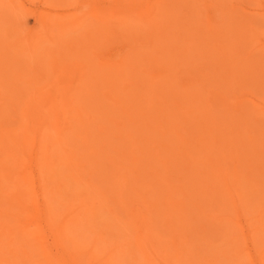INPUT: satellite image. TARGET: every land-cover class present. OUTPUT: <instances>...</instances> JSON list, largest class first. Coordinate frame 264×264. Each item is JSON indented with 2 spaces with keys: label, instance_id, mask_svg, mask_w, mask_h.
I'll return each instance as SVG.
<instances>
[{
  "label": "rangeland",
  "instance_id": "rangeland-1",
  "mask_svg": "<svg viewBox=\"0 0 264 264\" xmlns=\"http://www.w3.org/2000/svg\"><path fill=\"white\" fill-rule=\"evenodd\" d=\"M227 1L230 0H0V10L5 9L6 14L10 16V20L13 21L12 24L14 27L12 26L11 28L14 29L16 25H19L21 23L24 24V27H22L23 32H21L19 35L16 34L17 36H13L10 41H15L18 39V37L22 38L27 34V32L28 36L30 35V37L34 38L30 39L29 42L34 45L36 49H34L33 47L32 55L28 57V55L26 54V57L24 56L26 60H24L29 61V63L31 64L33 63L35 66L31 70L22 72V76H25L26 80L30 79L29 81H31L33 87H37L36 89L42 88L41 96H43V100L41 102L43 108H39L42 110V112L35 115V118H27L30 115L29 110L31 109L30 108L28 111H26V109H28V101L31 97V93L29 94V89H25V94L21 95L19 99H16L13 102L14 106H16L15 113L9 111L10 103H5L6 106L4 105V107L2 106V108H5L6 110L4 109L3 113H0V118H3L0 121V124L1 122H3L0 125V145H2L0 147V164H2L3 162V164L8 163L7 166H9V164L12 166L16 164V168L15 166H13V168H15L16 170L13 169L12 173H14L10 176L12 179L9 177L11 180H1L2 187L5 189V191H7L8 194L10 192L12 193V195L13 192L14 194H16L23 190L25 192H28V194L26 193L28 196L26 195L27 198L25 197V204L29 206H31L30 204H34V206H36L37 208H35V214H32V212L31 214L28 212L23 213L24 211L22 213H18V215L20 214V218L24 219L25 222L23 226H17L16 232H20L21 234H23L22 236H24L25 239L15 238L14 234L12 235L14 238V243L6 248L7 245H5V243L8 240L6 239V236L9 235L8 232H6L7 234L5 233V235L3 233L4 236L0 238V259L2 258V261H4V263L1 264H22V261H25L28 257L30 259L25 262L26 264H37V261L42 263L41 260L43 257H45V259L43 258V260H45L46 264H207L208 261V264H211V262L212 264H264V154H262L263 156H260L261 160H259L258 158L254 159L257 162L259 161V164L257 162H255L254 164L251 162L254 167L249 171L250 174L252 173V175L250 176L253 177L252 179H257L259 181H257V184L256 182L251 181V185H253V182L254 184H256L253 187V189H255L254 191L253 189H251L250 192L247 190L245 198H249L248 200H250L249 202H251V205L248 207L245 206L244 202L246 199L243 198L241 201L239 200V202L238 200L233 201L231 199V201L228 203L229 206L227 208L220 206V209H215L218 208L216 206V203L218 202L217 204L219 205L220 203L221 205V201L223 200L222 198H219L220 196L224 198L225 202L227 197H231L228 193L229 189L224 185L223 181L219 180L222 191L224 192L222 194H216L211 191V188L215 187L214 181H209V179L212 178L213 172L210 171L209 165H206L207 167L205 166V161L199 160V163H197L194 167L191 165L189 166V164L191 163L187 164L188 162H191L192 158L195 159V157L198 155L200 156L201 160L205 159L210 151L207 152L203 150L202 153H200V150L208 143L212 145L216 144L219 145V147H216L214 149L213 158L215 159L216 157H218L215 155H217V153L219 154L220 151H222L225 152L224 156L228 157L227 159H229L227 163L225 162L226 165H224L220 163L219 157L216 158L218 166L221 167V176L226 177L228 174H231V180L233 178H236V176H233V172L235 168L239 166L238 171H243V174L239 173V177L242 178L244 177V174L246 172L245 168H242V166L244 165H242V162L246 163L245 161H247L246 152L249 153V151H253L254 148L258 150L260 144L264 145V79H262L264 78V0ZM166 11L168 15L171 14L170 12H173L175 14V16L172 17L174 20L172 18L169 19V21L167 22V29L165 28L166 33H168V31L169 33L166 34V37H149L148 28L150 26L154 27V25L158 22H162L165 17L163 18V15L161 16V13H164ZM150 15L153 16L151 17ZM194 18L196 19L194 20ZM107 20L110 21V24H112L113 22H119V25L117 24V26H115L113 23V26L117 28L116 30H114L116 33L119 31L120 34L124 35V37L122 35L120 36L119 33L118 35H114L115 33H113L114 37L116 36V39L112 36L99 39L98 45H94V48H91V45H88L89 51L87 50L88 52L84 55L78 56L76 54H70L66 55L65 58V56H58V53L55 52L57 55L51 56V58L48 57L47 60H44V54L47 53V51H56V49L61 50L63 49V47L66 48L68 44L69 48L71 46L75 47V43H78V39H83L81 36L86 34V30L87 32H89L88 30H95L94 28L97 27L94 26L98 25V22H107ZM241 20L243 21V23ZM184 22H187L186 25ZM233 22L235 25L233 24ZM240 22L243 25H241ZM133 25L136 26L134 27ZM168 25L170 26V29H168ZM234 26L236 27L234 28ZM183 27L185 29L187 28L189 31L187 29L185 30ZM238 29L240 30V34L237 33ZM133 30L134 32L135 30H138L136 34H134V39L136 40H134L132 37L131 39H129V42L126 41L128 39H126L125 36H127V34L129 35L130 31H132L133 34ZM165 30L162 31L165 32ZM196 30L197 33H200L199 31L202 30L205 31L207 35H210V42L217 40V42H214V47H217L219 50L223 49V51L227 46H232L230 44H233L235 41H237V39L238 41L239 38L242 39V41L239 42L240 45H238V47H240L238 48L239 50H237V47H235L236 43L238 44V42H235V45L233 44V47H235V49L233 50L236 51L233 53H239L238 55H240L238 56L235 54V61L238 60L237 63L234 62L236 64H232L231 61L230 63L226 62V59V63H223L222 59L220 60V65H218L219 60L215 58L217 57L215 56V54L211 55L213 56L211 59L209 57V59H206V61H200V58L204 56L202 53L204 47H202V49L200 48V46L198 47V40L201 38H198L197 34L196 37L194 36L195 38H193V34L196 32ZM83 32L85 33L83 34ZM146 32L147 35H145ZM174 32L177 34V36ZM234 33L238 34L239 38H237L238 36L236 37L235 35L233 40ZM226 34H228V36ZM171 35H174L175 38L173 36L172 39ZM166 38L172 39L173 42L168 41L171 44H167ZM222 38H226L223 41L224 44H222ZM207 41L208 40H205L204 38L200 44H204L205 46L207 44ZM84 42H88L87 38H84ZM84 42L81 41V43ZM184 42L185 44L187 43V46L184 44ZM177 44H181V47H178ZM172 47L180 48L181 51L177 48L176 49L178 51H173ZM190 49L194 50L192 51V54L188 53L189 55H191V58L195 54H197V59H193L191 61L192 66H190L191 64L189 65V59L186 60L184 57V60L186 61L181 60L183 58L182 56H184L182 54H184V52H188V50ZM171 50L173 51V53H171ZM199 50L201 51V53ZM166 51H168L167 53L169 55H167L166 53L165 57L164 53ZM12 52L14 53L16 51ZM140 53H142V55L144 56L139 55ZM220 53H218L220 56L224 54V52L223 54ZM148 56H150V58L154 59L155 61L151 59L149 63H146V61H148ZM172 56L177 59L173 60ZM19 57H21V55ZM127 57L130 59V61L137 62V65H135L136 67L140 66L142 68L141 70L144 69L145 73H143V71H139L144 74V76H142L144 79L141 77V74H139L140 76L138 75L139 72L135 74L137 71L134 72V75H138V78L134 77L133 74L132 76H130L131 72L133 71L131 69L134 68V66H129L130 63H128L129 60ZM234 58L235 57H233L232 59ZM31 59L35 62H31ZM124 59L127 61L125 62ZM179 59L181 60V63L176 61ZM252 59H255V62L253 61L255 64L252 63ZM122 60L124 62H122ZM174 61L177 63H175ZM242 61L244 62V64ZM249 61H251V63L249 64L250 66L248 65ZM201 62L203 63L199 64ZM240 62H242V64H240ZM182 63L184 66H186L185 68L184 66H181ZM186 63H188V66L185 65ZM9 64L11 65V63ZM9 64L4 63V66L3 64L0 65V69L3 67H8L6 70L3 68L0 71V92L3 91L1 81L6 78V73H8L7 71L11 69ZM224 65L228 66L226 67V69L230 67H235V69L237 68V70L231 71L232 79H227V74H229L228 72L230 71H226ZM123 66L126 68H124ZM136 67L135 70H138ZM207 67L210 70H208L209 72H205V69H207ZM191 68L195 69L196 71L192 70ZM199 68L200 70L203 69L205 74L199 73ZM217 68L221 71V73L218 72ZM39 69L41 70L40 72L36 71ZM44 69L46 73H44ZM239 69L242 71L240 72ZM32 70H35L37 73L43 72L45 76H43L42 73L39 78V74L37 75L35 71V73H32ZM95 70L97 72H100L102 70L101 73L104 72L105 76L98 79L91 78L97 75L94 72ZM119 72L121 74L127 73L128 75H124L122 79H118V81H115V79L114 81H111V79L119 74ZM250 72H252L253 82H251L250 78H248L251 76L246 77V74ZM253 72H255L256 74H253ZM213 73L215 76L213 75ZM107 75L109 77H106ZM244 77L246 78V80L244 79ZM85 78L87 81L85 80ZM80 79H83L84 81ZM102 79L104 80L103 82H101ZM145 79L147 80L145 81ZM142 81H145V83ZM109 82L111 83L109 84ZM238 82L244 83V88H241L242 83L241 85H239ZM249 83L251 84L250 86ZM260 83H263V85H260ZM142 84L144 86L141 89L140 86H142ZM125 85H130L128 91H131V89L133 88V92L131 91V94L129 93V97L126 95L125 99L124 97H118L119 103L116 104V106L115 104L108 102L103 97L104 93H106L107 95L108 93L114 94L116 92L118 96L120 94L122 95V92L120 90ZM165 85L167 88H171V90L169 91H172L169 92L166 88L167 90H164L166 91V96H185L184 106L187 107L189 105V107L184 108L183 106L184 110L189 111L191 110V108L198 109L196 113H190L188 115L189 119H187L188 117H183V115L178 112L179 114L177 113L176 117L173 116V118H170L169 120L167 114L170 116L171 111L174 113L175 111L169 109L170 111L168 112L165 105H162V103L156 104V102H158L157 92H163L161 91V88L162 90L163 88L165 89ZM238 85L240 89L238 88ZM151 91L155 93H153V106L151 111H149L148 116V111L145 110L147 109V104L145 103L146 101L143 99V96L146 94V92ZM6 92L3 91L1 93L0 99L2 96L8 97L6 96L8 95V93ZM88 92H90L89 95ZM97 94L100 97H98ZM44 95L46 97H44ZM41 96L38 97V99L41 98ZM66 97H68L69 99ZM128 99L131 101H129ZM17 100H19V102L21 103L17 102ZM3 101L5 100L3 99L1 103ZM34 103L36 104V102H33L32 107H35ZM51 104L53 105V107ZM69 106L70 108H68ZM106 106H108V108H106L107 110H105ZM198 106L200 108H197ZM101 107L102 111L99 110V108ZM125 107L128 108L124 111H127L128 114H131H129L130 118H132L131 120H133L131 122L128 121L129 119H127V116H124L126 114L122 113V110ZM202 107L205 113L202 112V114H200L198 112L202 110ZM57 108L61 109L57 110ZM94 111L99 112L95 113ZM161 113L162 115H165V120L168 118L166 121L164 120V123H162L164 127L167 125V123L168 125L169 123L171 124L169 133L172 136L167 135V138L166 136L160 138L158 144H162L160 145L161 147L159 146L158 149L152 150V148L156 145H151L148 143L149 139L153 140V137H151L150 135L151 133L148 131L149 128L151 129L156 126L157 123H159L157 114ZM81 114L83 115V117L80 116ZM89 114L92 115L90 116ZM136 115H138L139 121L136 119ZM99 117L100 119H98ZM193 117L197 118L198 121L195 118L193 119ZM54 118L57 120H55ZM81 118L85 121L81 120ZM90 118L92 121L90 120ZM94 118L96 119V121L94 120ZM179 118L180 120H178ZM86 119H88L89 121H86ZM143 119L147 122V124H144L145 121ZM255 119H257L258 121ZM148 120H152L153 122L151 121L148 123ZM33 121H36L37 123ZM87 122L92 125H89ZM155 122L156 124H154ZM34 123H36V126ZM213 123H215L214 128L218 130L215 131L214 129L211 132L212 134H214V136L205 131V127ZM93 124L94 126H96L94 127L95 129L93 128ZM98 125H101L100 128ZM175 126H179L176 129H180L181 131H176V129L174 128ZM250 126L252 128H250ZM39 127L40 131L36 130V128ZM102 128L105 129L103 130ZM188 128H190L191 130H188ZM248 128L250 130H253L246 139L252 138L251 141H253V144L255 145L253 147L246 148L244 151L245 147L237 146L234 143L233 139L234 137H237V133L242 135L244 132L249 131ZM2 129L5 131H3ZM32 129L40 133L36 132V134ZM173 131L176 133L172 134ZM87 132H89V134ZM8 133L14 135V139L12 141L9 140L7 136ZM138 133L142 134L140 135ZM152 133V135L154 136L158 135L154 131ZM229 133L236 134L232 136ZM85 134H88V136L90 137H86L87 135ZM98 134L101 135L98 137ZM75 135L77 139H75ZM131 135L132 138L136 141V146L138 148L140 147V153H142L138 157H136V154L134 155L132 153L133 145L130 144L131 142H129V138L131 137ZM228 135H230V139L227 138ZM108 137H110L109 140H107ZM78 138H83V140H86L87 144H84L82 142V139L80 140ZM114 138H116L117 141ZM17 139L19 140L18 145L15 144V140ZM22 140L23 142H21ZM37 140L40 142V144L37 143ZM236 140L238 139L236 138ZM258 140L260 142H258ZM168 141H170L171 143H168ZM214 141H217L218 143ZM20 142L23 147L21 145L19 146ZM13 143L18 147H15ZM172 143H174V146L177 148L179 146L180 149L178 148L176 152H173L172 149H167L168 151L164 150L166 149L165 147L170 146V144ZM61 145L63 147H61ZM162 147H164V149ZM6 149H11V152L13 149H15L13 150L14 157L11 155V157L6 156V154L2 155L3 150ZM49 150L50 152L53 151L54 154L52 152L50 153ZM182 150L185 151V155L183 153L184 151ZM156 151L157 153L158 151H160L159 154H157ZM44 152L46 153L44 154ZM153 152H155L157 156L159 155V158H157L160 159V162L154 160V158L156 159V157L153 158V156L156 154H153ZM41 153L43 154V157ZM89 153H91L93 157L95 156V158H93ZM235 153H237L238 155H236ZM48 154H53L54 156ZM176 154H178V161L173 158V156H176ZM45 155L48 158H46ZM232 155L237 156V158L232 157V159H230V156ZM13 158L16 160V163ZM76 158H78V160L81 159L82 163L81 161L80 163L84 166V171L82 172L83 174H80L81 176L77 175L78 173L76 170L72 171V168L67 164L69 161L74 162L75 160H77ZM110 158L112 160L109 162ZM196 158L199 159V157ZM145 161H148L147 164ZM164 162L168 163L166 170H163L164 168L162 165L165 164ZM51 163L54 164L52 165ZM142 163H144L145 165ZM152 163H154V165H152ZM17 165H19V167ZM67 166L69 167L67 168ZM86 166L87 169H85ZM142 166L144 168H142L144 170V174H138V177L134 176L135 169L139 170L138 168ZM147 167H153V172H156V174L158 173L157 176L159 175V177L164 179L163 185H159L158 179H150L151 181H149L152 171L148 172ZM50 168L53 169V171ZM205 168L208 169L206 170ZM89 172H96L99 176L100 174H102L103 177L107 175L106 173H108V176L106 177L105 181H102L103 177L98 178L96 174V179H93L94 176L91 179V177L88 176L89 174H91ZM246 173H248V170ZM251 177H249V179ZM125 179L127 180V188L122 191L123 196L121 197L125 200H128V198L130 197L129 200L131 199V201H126V206H128L129 203L131 206L129 205L127 209L122 207L123 205L119 204L120 202L118 201V199H116L117 196H115V194L120 192V190L122 189L118 187L117 183H121L122 180ZM16 181L19 185H17ZM155 183L156 186L152 188ZM16 186L19 187L17 188ZM95 186H97V188ZM244 186L245 184H243L242 189ZM256 186L260 190L257 193H255L258 190ZM92 187L96 189L94 190V188ZM140 191L142 193L144 191H149V193L153 192L156 196L154 195V198H152V195H150L149 197L146 195V193H143V195ZM25 198L21 200H25ZM205 200L207 202H205ZM1 202L3 203L4 199L0 200V204H2ZM148 203L150 205H148ZM162 203H164V205H166V207L168 208L164 210L162 209L163 211L167 210L166 212H169L167 214V217L166 215H162V213H160L162 212L161 209L157 210L156 208L161 207L160 205ZM167 203L169 205H167ZM208 203H211L212 206L209 207V209L206 208ZM10 204L9 206L6 205V207L4 205L3 208L9 209L10 213L19 212L18 209L20 208V205L14 203V201L13 204ZM152 205H154L155 207H153ZM223 205L225 204L223 203ZM17 206H19V208ZM47 206L48 208L46 209ZM68 208L70 210H68ZM142 208V212H144V214H148L151 210L150 214L152 216L150 217L154 218H149L151 219V221L153 220L151 226L149 225L150 227H148L147 225L150 224V220L146 219V221L148 220V222L145 221L147 225V228L145 229L147 230H145L144 236H146L147 240H149L148 242L146 240H139V236L142 234V220L139 217H137L138 219L136 218L135 209L137 210ZM123 209H125V211ZM215 210H218L215 213L216 216L218 215L217 217H220L222 215V219L224 217H228L229 221L227 220V222L224 223H219V221H216L215 223V221L213 220ZM26 211L27 210H25V212ZM201 211H203L204 213L202 212V214ZM69 213L70 215L67 216L66 221H64V234L60 237L57 231L58 225L61 224L63 218L66 216V214ZM181 213L183 214L182 217H185L184 223L187 224V227L190 226L191 228L186 227L182 231L180 230L181 217H178ZM44 214L48 216L46 221H51L46 222V217L44 218ZM32 215H38L39 217L35 216L34 220H32L34 221L33 225H30L31 222L28 224V221H30L29 218L33 217ZM191 216L192 219H190ZM155 217L157 218L156 220H163V218L165 217V220H167V224L168 221L170 223L172 221L171 224H173L175 227L177 226L176 229L178 230H174L172 234L170 232H168V234L166 232L167 229L165 231H161L163 230V228L160 229L161 227H159L161 226V224L154 223V221H156ZM13 220H11L9 224V229H12L15 225H17V221L14 223ZM2 221L4 220L1 217L0 223ZM50 223L51 225H49ZM214 223L216 224V226L219 225L216 230L212 229L213 227H211ZM162 226L164 227L165 225L163 224ZM202 229H204V232L201 231ZM182 232L185 234H183ZM181 233L184 236L187 234L188 237L185 236V238H182L183 236L181 237ZM173 236H176V238H178V243L182 242L183 240L184 242L188 241L185 246L182 245L184 246L182 247V250L184 251L183 256L179 255L180 246H176L175 242L172 241ZM30 238L32 241L29 240ZM28 241L30 242V245L35 246L34 252H36L37 254L40 253L42 257H40L39 255L37 257L36 254L32 252V248L30 249V247L28 246ZM94 242L95 246H93ZM146 242L149 244H147ZM71 243H73V245ZM20 249H23L27 254L24 255L20 253ZM8 250H13V253H11L13 255H8V253L10 252H8ZM187 251L190 254L189 260H187V256L185 257ZM90 252L95 254H92L94 258H89L91 257ZM250 256H252V258H250Z\"/></svg>",
  "mask_w": 264,
  "mask_h": 264
},
{
  "label": "bare ground",
  "instance_id": "bare-ground-1",
  "mask_svg": "<svg viewBox=\"0 0 264 264\" xmlns=\"http://www.w3.org/2000/svg\"><path fill=\"white\" fill-rule=\"evenodd\" d=\"M142 1H144V0H142ZM193 1V0H192ZM231 1V0H230ZM230 1H227V2H230ZM237 1V0H236ZM160 2V1H159ZM190 2V1H189ZM226 2V1H225ZM144 3V2H143ZM187 3V2H186ZM190 4V3H189ZM185 5H187V4H185ZM226 5V4H225ZM230 5V4H229ZM84 6V5H83ZM3 7V6H2ZM192 7H193V5H192ZM228 7V6H227ZM235 8H236V6H235ZM191 9V8H190ZM233 10V9H232ZM92 11V10H91ZM171 14L170 15H168V13H167V11L166 12H164V13H161V16L164 18L163 19V21L162 22H158V23H156L155 25H154V27L153 26H148L149 28V32H148V35H149V37H155V38H157V37H160V36H165L166 37V34H168L169 33V31H168V33H166V30H165V28L167 27V22L169 21V19H171L173 16H175V14L173 13V12H170ZM232 13V12H231ZM229 15H230V13H229ZM232 15V14H231ZM151 16V15H150ZM153 16V15H152ZM151 16V17H152ZM182 17V16H181ZM193 17V16H192ZM227 17V16H226ZM232 18V17H231ZM156 19V18H155ZM173 19V18H172ZM196 18H194V20H195ZM198 19V18H197ZM233 19V18H232ZM231 19V20H232ZM161 20H162V18H161ZM174 20V19H173ZM252 20V19H251ZM171 21V20H170ZM176 21V20H175ZM235 21V20H234ZM242 21V20H241ZM253 21V20H252ZM12 22L13 21H11L10 20V16H8L7 14H6V12H5V9H1L0 10V65L1 64H3V66H4V63H11V65H10V67H11V69L10 70H8L7 72L8 73H6V78L3 80V81H1V86L3 87L2 88V90L3 91H7L6 93H8V95H6V96H8V97H1V99H0V110H2V111H0V113L2 112L3 113V110L5 109V108H2V106L4 107V105L6 106V104L5 103H10V105H9V107H10V110L9 111H11L12 113H15V107L16 106H14V104H13V102L16 100V99H19L20 98V96L21 95H23V94H25V89H29V94L31 93V97H30V99H29V103H28V105H27V108L28 109H26V111H28L30 108V110H29V113H30V115L27 117V118H35V115H37V114H39V113H41L42 112V110L41 109H39V108H43V105H41L42 103V100H43V96H41L42 95V88L41 89H36L35 87H33V85H32V83H31V81H29V80H26V78H25V76L23 77L22 76V72H24V71H27V70H31V69H33V67L35 66L33 63L31 64V63H29V61H25L26 59L24 58V56L27 54L28 55V57L29 56H31L32 55V53H33V47H34V45H32L29 41H30V39H32L33 37H30V35L28 36V32H27V34L26 35H24L22 38H19L18 37V39L17 40H15V41H10L12 38H13V36H17V35H19L21 32H23V28L22 27H24V24H19V25H16L15 26V28L14 29H12L11 27L13 26V24H12ZM15 22V21H14ZM87 22V21H86ZM112 22V21H111ZM155 22H156V20H155ZM228 22V21H227ZM99 24L98 25H96V26H94V27H97V28H94L93 26V28L95 29V30H88L89 32H87V30L85 31L86 32V34H84L85 32H83V36H81L83 39H78V43L76 44L75 43V47L74 46H71L70 48L68 47V45L66 46V48L65 47H63V49H59V50H57L56 49V51H47V53H45L44 54V60H47V58L48 57H50L51 58V56H54V55H57L55 52H57L58 53V56H61V57H63V56H65V58H66V55H70V54H76V55H84L85 53H87L88 51H89V49H88V45H91V48H94V45H98V41H99V39H102V38H106V37H109V36H112V37H114V35H118V33L120 34V32L118 31L117 33L115 32V30L117 29V28H115V26H117V24L119 23V22H117V23H115V22H113L114 23V25L115 26H113V23L112 24H110V21L109 20H107V22H105V21H100V22H98ZM136 23H137V21H136ZM185 23V22H184ZM187 23V22H186ZM186 23H185V25H186ZM194 23V22H193ZM236 23V22H235ZM242 23H243V21H242ZM241 22H240V24L241 25H243ZM135 24V23H134ZM233 24H234V22H233ZM47 25V24H46ZM119 25V24H118ZM174 25V24H173ZM189 25V24H188ZM235 25V24H234ZM134 26V25H133ZM136 26V25H135ZM134 26V27H135ZM169 26V25H168ZM176 26V25H175ZM180 26V25H179ZM237 26V25H236ZM236 26H234V28L236 27ZM240 26V25H239ZM14 27V26H13ZM132 27V26H131ZM178 27V26H177ZM187 27V26H186ZM196 27V26H195ZM230 27H232V26H230ZM92 28V29H93ZM184 28V27H183ZM193 28V27H192ZM30 29V28H29ZM89 29V28H88ZM115 29V30H114ZM119 29V28H118ZM167 29V28H166ZM168 29H170V26L168 27ZM179 29V28H178ZM185 29V28H184ZM183 29V30H184ZM187 29V28H186ZM185 29V30H186ZM196 29V28H195ZM195 29H194V31H195ZM239 29H241V28H239ZM237 30L238 32L237 33H239L240 34V30ZM246 29V28H245ZM10 30H12V31H10ZM28 30V29H27ZM165 30V32H163V31ZM188 30V29H187ZM191 30V29H190ZM199 30V29H198ZM205 30V29H204ZM231 30V29H230ZM249 30V29H248ZM48 31V30H47ZM138 31V30H137ZM136 30H135V32H134V30H133V34H132V31H130V34L128 35L127 34V36H125V38L126 39H128V40H126V41H128L129 42V39H131L132 37H133V39L135 38V36H134V34H136V32H137ZM155 31V32H154ZM189 31V30H188ZM193 31V32H194ZM183 32V31H182ZM187 32V31H186ZM200 33H197V30H196V32L193 34V38H195L196 37V34L198 35V38L200 37L201 39H199L198 40V42H199V44H198V47L200 46V48L202 49V47H204L203 48V57H201L200 58V61L201 60H205L206 61V59H209V57H210V59L213 57V56H211L212 54H215V56H217V57H215V58H217L218 60H219V62H218V65H220V60H222L223 59V63H226V62H229L230 63V61H231V63L232 64H236L237 63V61L238 60H236L235 61V59H236V55H238L237 53H233V52H236L235 50H233V49H235V47H237L236 49L237 50H239L238 48H240V47H238V45H240V43L239 42H241L242 41V39H240L239 38V36H238V34H235L234 33V35H233V40H234V37H235V35H236V37L237 38H239V41H238V39H237V41H235V42H238V44L236 43V46L235 47H233L234 45H235V42L233 43V44H230V45H232V46H227L225 49H224V51H223V49H221V50H219L217 47H214L215 46V44H214V42H217V40H214L213 42H210L211 41V39H210V35H207V33L205 32V31H199ZM226 32H229V31H226ZM248 32V31H247ZM113 33H115L114 35H113ZM175 33V32H174ZM180 33V32H179ZM178 33V34H179ZM188 33V32H187ZM17 34V35H16ZM173 34V33H172ZM176 34V33H175ZM191 34V33H190ZM215 34V33H214ZM220 34H221V32H220ZM225 34V33H224ZM40 35V34H39ZM122 34H120V36H121ZM133 35V36H132ZM145 35H147V32H146V34ZM150 35H152V36H150ZM216 35V34H215ZM222 35H223V33H222ZM227 36H228V34H226ZM230 35V34H229ZM123 37H124V35H122ZM172 36V35H171ZM174 36V35H173ZM173 36H172V39H173ZM176 36H177V34H176ZM195 36V37H194ZM219 36V35H218ZM116 37V36H115ZM114 37V38H115ZM209 37V38H208ZM232 37V36H231ZM247 37V36H246ZM42 38V37H41ZM84 38H87V40H88V42H84ZM119 38V37H118ZM174 38H175V36H174ZM197 38V39H198ZM205 38V40H208L206 43V45L204 46V44H200L202 41H203V39ZM34 39V38H33ZM116 39V38H115ZM167 39V38H166ZM172 39H170V38H168L167 39V44L169 43V42H173V40ZM182 39V38H181ZM197 39H196V41H197ZM226 39V38H225ZM225 39H223L222 38V42L225 40ZM134 40H136V39H134ZM172 40V41H171ZM176 40V39H175ZM183 40V39H182ZM186 40V39H185ZM230 40H231V38H230ZM35 41H36V39H35ZM38 41V40H37ZM81 41L82 42H84V43H81ZM125 41V40H124ZM169 41V42H168ZM33 42V41H32ZM75 42V41H74ZM135 42V41H134ZM209 42V43H208ZM220 42V41H219ZM226 42V41H225ZM243 42H244V39H243ZM51 43V42H50ZM125 43V42H124ZM175 43V42H174ZM176 43H178V42H176ZM195 43V42H194ZM249 43V42H248ZM169 44H171V43H169ZM184 44H185V42H184ZM197 44V43H196ZM222 44H224V42L222 43ZM54 45V44H53ZM176 45V44H175ZM175 45H173V46H175ZM181 44H177V46L179 47ZM186 46H187V43L185 44ZM184 45V46H185ZM226 45V44H225ZM55 46V45H54ZM53 46V47H54ZM64 46V45H63ZM93 46V47H92ZM183 46V45H182ZM58 47V46H57ZM68 47V48H67ZM151 47V46H150ZM168 47H170V46H168ZM181 47V46H180ZM219 47H220V44H219ZM90 48V49H91ZM177 47H172V50L173 51H178L177 49H180V48H177ZM214 48V49H213ZM34 49H36V47H34ZM54 49V48H53ZM52 49V50H53ZM212 49H213V51H212ZM226 49H227V53H226ZM50 50V49H49ZM88 50V51H87ZM134 50V49H133ZM157 50V49H156ZM168 50H169V48H168ZM171 50V51H172ZM229 50H230V52H229ZM232 50V51H231ZM12 51H16V52H12ZM135 51V50H134ZM133 51V52H134ZM173 51L171 52V53H173ZM180 51H181V49H180ZM179 51V52H180ZM192 51H194L193 49H190V50H188V52H184V54H182V52H181V54L182 55H184V56H182V57H180V58H182L181 60H184V57H185V59L186 60H190V63H189V65L191 64V61L193 60V59H197V54H195L192 58H191V55H189L188 53H191L192 54ZM200 51V50H199ZM218 51H220V52H218ZM224 52V54H223V52ZM241 51V50H240ZM240 51H238V52H240ZM132 52V53H133ZM135 52H137V51H135ZM168 51H166L165 53H164V56H165V54L167 53ZM138 53V52H137ZM186 53V54H185ZM200 53H201V51H200ZM218 53H220V54H223V55H219ZM231 53H232V55H231ZM244 53V52H243ZM91 54V53H90ZM162 54V53H161ZM161 54H160V56H161ZM216 54H218V55H216ZM236 54V55H235ZM21 55V57H19ZM23 55V56H22ZM130 55H132V54H130ZM139 55H142V53H140ZM167 55H169L168 53H167ZM171 55V54H170ZM180 55V54H179ZM187 55V56H186ZM190 56V58H189V56ZM142 56H144V55H142ZM201 56V55H200ZM238 56H240V55H238ZM237 56V57H238ZM26 57V56H25ZM92 57H93V55H92ZM133 57V56H132ZM141 57V56H140ZM158 57V56H157ZM156 57V58H157ZM166 57V56H165ZM187 57V58H186ZM208 57V58H207ZM222 57V58H221ZM233 57H235L234 59H232ZM69 58V57H68ZM128 58V57H127ZM172 58H173V60H175V59H177V58H174L173 56H172ZM245 58V57H244ZM25 59V60H24ZM62 59V58H61ZM152 58H150V56H148V61H146V63L148 62L149 63V61L151 60ZM225 59H226V62H225ZM229 59V60H228ZM125 60V59H124ZM128 63H130L129 64V66H134V68H132L131 70H133L132 72H131V75L130 76H132V74H133V76L134 77H137L139 74H141V77L142 76H144V74L143 73H145V71H144V69L143 70H141L142 68L140 67V66H135V65H137L136 63V61H134V62H132V61H130V59L128 58ZM146 60H147V58H146ZM153 61H155L154 59H152ZM172 60V61H173ZM180 59L179 60H176V61H178L179 63H181L180 61H181ZM186 60H184V61H186ZM260 60V59H259ZM31 62H35V61H33L32 59L30 60ZM39 61V60H38ZM43 61V60H42ZM127 60H125V62H126ZM255 62V59H252V63H254ZM122 62H124L123 60H122ZM175 62V61H174ZM174 62H171V63H174ZM198 62V61H197ZM208 62V61H207ZM212 62V61H211ZM216 62V61H215ZM234 62H236V63H234ZM243 62V61H242ZM242 62H240V64H242ZM37 63V62H36ZM175 63H177V62H175ZM203 62H201V63H199V64H202ZM251 63V61H249L248 62V65ZM45 64V63H44ZM124 64V63H123ZM145 64V63H144ZM188 63H186L185 65H187ZM206 64V63H205ZM243 64H244V62H243ZM255 64V63H254ZM43 65V64H42ZM197 65V64H196ZM195 65V66H196ZM216 65V64H215ZM217 65V66H218ZM122 66V65H121ZM120 66V67H121ZM145 66V65H144ZM143 66V67H144ZM182 67L184 66L183 65V63H182V65H181ZM188 66V65H187ZM190 66H192V64L190 65ZM194 66V67H195ZM199 66V65H198ZM221 66H222V64H221ZM225 66V65H224ZM244 66H246V65H244ZM250 66V65H249ZM253 66V65H252ZM257 66V65H256ZM2 67V66H1ZM9 67V68H10ZM32 67V68H31ZM42 67V66H41ZM44 67V66H43ZM91 67H92V65H91ZM124 67V66H123ZM135 67L138 69V70H135ZM140 67V68H139ZM146 67V66H145ZM144 67V68H145ZM186 66H184V68H185ZM197 67V66H196ZM195 67V68H196ZM219 67V66H218ZM226 67H228L227 65L225 66V70L226 71H230V72H228L229 74H227L228 76V78L227 79H232V77H231V71H233V70H237V68L235 69V67H230V68H228V69H226ZM5 70L8 68V67H3ZM3 68H1V69H3ZM96 68V67H95ZM101 68V67H100ZM124 68H126V67H124ZM183 68V69H184ZM1 69H0V71H1ZM46 69V68H45ZM45 69H44V73H46V71H45ZM106 69V68H105ZM192 69V68H191ZM218 69V68H217ZM230 69V70H229ZM103 70V69H102ZM101 70V71H102ZM124 70V69H123ZM130 70V71H131ZM192 70H195V69H192ZM202 70V71H201ZM200 70V68L198 69V71H199V73H204V70L203 69H201ZM209 69H208V67H207V69H205V72L207 71V72H209L208 71ZM216 70V69H215ZM214 70V71H215ZM4 71V70H3ZM35 70H32L31 72L32 73H35L36 71H41L40 69L39 70H36L35 72H34ZM43 71V70H42ZM101 71L100 72H97L96 70L94 71L95 72V74H97L96 76H93V77H91V78H93V79H98V78H102L103 76H105V73L104 72H102L101 73ZM128 71V70H127ZM135 71H137L135 74H137L139 71H143V73H141V72H139L138 73V75L137 76H135L134 75V72ZM148 71V70H147ZM150 71V70H149ZM196 71V70H195ZM239 71L241 72L242 70H240L239 69ZM37 73V75L39 74V78H40V75L43 73ZM123 72V71H122ZM190 72V71H189ZM218 72L219 73H221V71L218 69ZM259 72V71H258ZM44 73L42 74L43 76H45L44 75ZM109 73H110V71H109ZM118 73V72H117ZM124 73V72H123ZM245 73V72H244ZM2 74V73H1ZM90 74H92V73H90ZM94 74V75H95ZM127 73H125V74H121L120 72H119V74H117L113 79H111V81L113 80L114 81V79H115V81H118V79H122V77L124 76V75H126ZM205 74V73H204ZM208 74V73H207ZM222 74H223V71H222ZM232 74H233V72H232ZM237 74V73H236ZM247 74H249V75H247ZM246 74V77H248V76H251V77H248V78H250V80H251V82H253V80H252V72H250V73H247ZM253 74H256L255 72H253ZM113 75V74H112ZM128 75V74H127ZM213 75H214V73H213ZM219 75V74H218ZM217 75V76H218ZM129 76V77H130ZM140 76V75H139ZM202 76V75H201ZM215 76V75H214ZM220 76V75H219ZM230 76V77H229ZM83 77V76H82ZM87 77V76H86ZM106 77H109L108 75L106 76ZM113 77V76H112ZM128 77V78H129ZM140 77V78H141ZM203 77H206V76H203ZM221 77V76H220ZM219 77V78H220ZM225 77V76H224ZM240 77V76H239ZM242 77V76H241ZM38 78V77H37ZM42 78V77H41ZM138 78V77H137ZM143 78V77H142ZM92 79V80H93ZM144 79V78H143ZM209 79V78H208ZM244 79L246 80V78L244 77ZM262 79H264V78H262ZM41 80V79H40ZM80 80H83V79H80ZM85 80H86V78H85ZM89 80V79H88ZM107 80V79H106ZM106 80H105V82H106ZM126 80H128V79H126ZM147 79H145V81H146ZM202 80V79H201ZM222 80V79H221ZM234 80V79H233ZM237 80V79H236ZM259 80H261V79H259ZM84 81V80H83ZM87 81V80H86ZM90 81V80H89ZM96 81V80H95ZM104 80L102 79V81L101 82H103ZM145 81H142V82H144L145 83ZM206 81V80H205ZM213 81V80H212ZM212 81H211V83H212ZM225 81V80H224ZM223 81V82H224ZM141 82V83H142ZM147 82H149V81H147ZM198 82V81H197ZM246 82V81H245ZM111 82H109V84H110ZM143 83V84H144ZM236 83V82H235ZM239 83V85H241V83L242 82H238ZM237 83V84H238ZM91 84V83H90ZM89 84V85H90ZM97 84H99V83H97ZM142 84V86H140V88L142 89V87L144 86ZM148 84V83H147ZM263 85V83H260V85ZM27 85V86H26ZM92 85H93V83H92ZM104 85V84H103ZM131 85V84H130ZM130 85H125V86H123V88L120 90L121 92H122V95L120 94L119 96L116 94V92L113 94V93H108L107 95H106V93H104L103 94V97L108 101V102H111L112 104H115V106H116V104H118L119 102H118V97H121V98H123L124 97V99H125V96L127 95L128 97L130 96L129 95V93L131 94V91H132V89H131V91L129 90L128 91V88L130 87ZM136 85V84H135ZM138 85H140V84H138ZM137 85V86H138ZM224 85V84H223ZM239 85H238V88H239ZM251 84L249 83V86H250ZM99 86H101V85H99ZM145 86H146V84H145ZM168 86V85H167ZM205 86V85H204ZM244 83H242V86H241V88H244ZM248 86V85H247ZM246 86V87H247ZM258 86V85H257ZM94 87V86H93ZM97 87V86H96ZM203 87V86H202ZM235 87V86H234ZM65 88V87H64ZM103 88H105V87H103ZM138 88H139V86H138ZM139 88V89H140ZM154 88V87H153ZM153 88H151V89H153ZM166 87V85H165V89L163 88V90H162V88H161V91H163V92H157V94H158V97H157V101L158 102H156V104L157 103H159V104H161L162 103V105H165V107L167 108L166 110H168V112L170 111V110H173V111H175V113L174 112H172L171 111V115L169 116L168 114H167V117L169 118V120H170V118H173V116L174 117H176V115H177V113L179 112V113H181V115H183V117H185L186 116V118L188 117V115L191 113V114H195L196 113V111L198 110V109H194V108H191V110H184V108H188L189 107V105L186 107V106H184V103H185V100H184V98H185V96H182V95H178V96H176V95H171V96H166V91H164V90H167L168 89V91L169 90H171V88H167ZM173 88V87H172ZM237 88V87H236ZM101 89V88H100ZM151 89H149V90H151ZM174 89V88H173ZM201 89V88H200ZM240 89V88H239ZM156 90H158V89H156ZM202 90H204V89H202ZM2 91V92H3ZM27 91V90H26ZM148 91V90H147ZM232 91V90H231ZM239 91V90H238ZM2 92H0V95H1V93ZM49 92V91H48ZM55 92V91H54ZM133 92V91H132ZM169 92H172V91H169ZM89 93L90 92H88V95H89ZM118 93H119V91H118ZM135 93V92H134ZM143 93V92H142ZM153 93H155V92H146V94L143 96V99L146 101L145 103L147 104V109H145V110H147L148 111V116H149V111H151V109H152V106H153ZM47 94H49V93H47ZM177 94H179V93H177ZM46 95V94H45ZM44 95V97H46ZM93 95V94H92ZM98 95V94H97ZM105 95V96H104ZM193 95V94H192ZM204 95V94H203ZM41 96V98H39L38 99V97H40ZM51 96V95H50ZM91 96V95H90ZM138 96V95H137ZM187 96V95H186ZM194 96V95H193ZM192 96V97H193ZM263 96V95H262ZM65 97V96H64ZM95 97V96H94ZM98 97H100L99 95H98ZM98 97H97V99H98ZM132 97V96H131ZM134 97V96H133ZM191 97V98H192ZM195 97V96H194ZM5 100V101H3L2 103H1V101L3 100V99ZM59 98V97H58ZM66 98H68V97H66ZM188 98V97H187ZM186 98V99H187ZM23 99V98H22ZM21 99V100H22ZM37 99H38V101H37ZM41 99V100H40ZM46 99V98H45ZM69 99V98H68ZM102 99V98H101ZM110 99H113V100H110ZM130 99V98H129ZM128 99V100H129ZM137 99V98H136ZM182 99V100H181ZM24 100V99H23ZM100 100V99H99ZM48 101V100H47ZM129 101H131V100H129ZM189 101V100H188ZM203 101V100H202ZM17 102H19V100H17ZM33 102H36V104L34 103V106L35 107H32V103ZM37 102H38V104H37ZM57 102V101H56ZM60 102V101H59ZM133 102V101H132ZM196 102V101H195ZM198 102V101H197ZM19 103H21V102H19ZM126 103H128V102H126ZM131 103V102H130ZM192 103V102H191ZM198 104H200V103H198ZM52 105V104H51ZM62 105H63V103H62ZM61 105V106H62ZM70 105V104H69ZM126 105V104H125ZM122 106V105H121ZM183 106H184V108H183ZM199 106H201V105H199ZM197 107V108H200V107ZM52 107H53V105H52ZM123 107V106H122ZM191 107V106H190ZM193 107H194V105H193ZM196 107V106H195ZM204 107V106H203ZM203 107H202V110L200 111V112H198V113H200V114H202V112H204V109H203ZM7 108V107H6ZM66 108V107H65ZM68 108H70V106L68 107ZM67 108V109H68ZM106 108H108V106H106L105 107V110H107ZM126 108V109H125ZM125 108H123V110H122V113L123 114H126V115H124V116H127L126 118L127 119H129L128 121L129 122H131V121H133V120H131L132 118H130V115L127 113V111H124V110H127V108L128 107H125ZM59 109H61V108H59ZM58 108H57V110H59ZM102 109V107L101 108H99V110H101ZM130 109V108H129ZM170 109V110H169ZM6 110V109H5ZM95 110V109H94ZM97 110V109H96ZM131 110V109H130ZM200 110V109H199ZM66 111V110H65ZM83 111V110H82ZM102 111V110H101ZM100 111V112H101ZM132 111H133V109H132ZM158 111V110H157ZM195 111V112H194ZM46 112V111H45ZM44 112V113H45ZM58 112V111H57ZM95 112V111H94ZM96 112H99V111H96ZM95 112V113H96ZM130 112V111H129ZM163 112V111H162ZM182 112H185V113H182ZM210 112V111H209ZM51 113V112H50ZM83 113V112H82ZM132 113V112H131ZM152 113H154V112H152ZM165 113V112H164ZM178 113V114H179ZM197 113V114H198ZM205 113V112H204ZM233 113V112H232ZM11 114V113H10ZM147 114H145V115H147ZM5 115V114H4ZM58 115V114H57ZM90 115V114H89ZM92 115V114H91ZM90 115V116H91ZM151 115V114H150ZM158 115V119H159V123H157L156 124V122L154 123V124H156V126H154L153 128H149V131L148 132H150L151 134V137H153V140L152 139H149V141H148V143L149 144H151V145H156V146H154L153 148H152V150H156V149H158L159 148V146L160 145H162V144H158L159 143V140H160V138H162V137H164V136H166V138H167V135H170V136H172L170 133H169V129H170V127H171V124L169 123V125H168V123H167V125L164 127V125L162 124V123H164V120H165V115L163 114L162 115V113L161 114H157ZM180 115V116H181ZM237 115V114H236ZM1 116H2V114H1ZM6 116H7V114H6ZM14 116H16V115H14ZM80 116H82L83 117V115L81 114ZM124 116H122V117H124ZM137 116V120H138V115H136ZM142 116V115H141ZM152 116V115H151ZM218 116V115H217ZM55 117V116H54ZM63 117V116H62ZM87 117V116H86ZM93 117V116H92ZM103 117H104V115H103ZM131 117H133V116H131ZM154 117V116H153ZM155 117H156V115H155ZM195 117H197V116H195ZM195 117H193V119L195 118ZM203 117V116H202ZM237 117V116H236ZM235 117V118H236ZM5 118V117H4ZM19 118V117H18ZM24 118V117H23ZM48 118V117H47ZM56 118V117H55ZM54 118V119H55ZM80 118V117H79ZM167 118V119H168ZM206 118V117H205ZM240 118V117H239ZM1 119H3V118H0V121H1ZM98 119H100V117L98 118ZM166 119V120H167ZM176 119V118H175ZM187 119H189V117L187 118ZM195 119H197V118H195ZM201 119V118H200ZM11 120H12V118H11ZM34 120V119H33ZM40 120V119H39ZM38 120V121H39ZM55 120H57V119H55ZM81 120H83V121H85L84 119H82L81 118ZM80 120V121H81ZM88 119H86V121H87ZM90 120H91V118H90ZM94 120L96 121V119L94 118ZM121 120V119H120ZM126 120V119H125ZM125 120H124V122H125ZM144 120V119H143ZM155 120V119H154ZM157 120V119H156ZM165 120V121H166ZM178 120H180V118L178 119ZM216 120V119H215ZM255 120H257V119H255ZM255 120H254V122H255ZM14 121V120H13ZM44 121V120H43ZM89 121V120H88ZM92 121V120H91ZM127 121V120H126ZM139 121V120H138ZM145 121V120H144ZM152 121V120H151ZM151 121H149L148 120V123L149 122H151ZM184 121V120H183ZM197 121H198V119H197ZM201 121V120H200ZM224 121V120H223ZM258 121V120H257ZM33 122H36V121H33ZM153 122V121H152ZM185 122V121H184ZM189 122V121H188ZM217 122V121H216ZM261 122H262V120H261ZM3 122H1V124H2ZM9 123V122H8ZM11 123V122H10ZM13 123V122H12ZM37 123V122H36ZM36 123H34L35 124V126H36ZM88 123V122H87ZM97 123V122H96ZM140 123V122H139ZM141 123H142V121H141ZM172 123V122H171ZM183 123V122H182ZM186 123H187V121H186ZM185 123V124H186ZM0 124V125H1ZM5 124V123H4ZM26 124V123H25ZM34 124H33V126H34ZM84 124V123H83ZM86 124V123H85ZM89 124V123H88ZM118 124H120V123H118ZM144 124H147V122L145 121L144 122ZM152 124V123H151ZM194 124V123H193ZM214 124L215 123H213V124H210V125H208V126H206L205 127V131L206 132H209L210 133V135H212V136H214V134H212L211 132L215 129L214 127ZM216 124H218V123H216ZM13 125V124H12ZM37 125H39V124H37ZM89 125H92V124H89ZM114 125V124H113ZM138 125V124H137ZM234 125V124H233ZM241 125H242V123H241ZM252 125V124H251ZM2 126H4V125H2ZM87 126V125H86ZM99 126V125H98ZM101 126V125H100ZM100 126H99V128H100ZM116 126V125H115ZM118 126V125H117ZM143 126V125H142ZM141 126V127H142ZM239 126V125H238ZM1 127V126H0ZM94 127H96V126H94V124H93V128ZM151 127V126H150ZM179 127V126H178ZM178 127H174L175 129L176 128H178ZM249 127V126H248ZM31 128H32V126H31ZM98 128V127H97ZM129 128V127H128ZM174 128H173V130H174ZM250 128H252L251 126H250ZM92 129V128H91ZM95 129V128H94ZM93 129V130H94ZM103 130L105 129V128H102ZM138 129V128H137ZM142 129V128H141ZM249 129V128H248ZM3 130V129H2ZM25 130H27V129H25ZM33 130V129H32ZM36 130H39L40 131V127L39 128H36ZM52 130V129H51ZM70 130V129H69ZM89 130V129H88ZM181 131L180 129H176V131ZM188 130H191L190 128H188ZM194 130V129H193ZM226 130V129H225ZM253 130V129H252ZM252 130H250L249 129V131H246V132H244L242 135H244V136H242L241 134H238L237 133V137H234V139H233V141H234V143L237 145V146H241V147H245L244 148V151H245V149L246 148H250V147H253L255 144H253V141H251V139H246V138H248V136L250 135V133H251V131ZM1 131V130H0ZM3 131H5V130H3ZM8 131V130H7ZM6 131V132H7ZM33 131H35V130H33ZM42 131V130H41ZM86 131V130H85ZM100 131V130H99ZM110 131V130H109ZM156 132L158 135H156V136H154V135H152L153 133L152 132ZM215 131H218L217 129H215ZM229 131V130H228ZM40 133V132H38V131H35V133ZM50 132V131H49ZM90 132V131H89ZM89 132H87L88 134H89ZM103 132V131H102ZM136 132V131H135ZM140 132V131H139ZM222 132V131H221ZM5 133V132H4ZM21 133H22V131H21ZM36 133V134H37ZM70 133V132H69ZM81 133V132H80ZM98 133V132H97ZM99 133H101V132H99ZM104 133V132H103ZM103 133H101V134H103ZM144 133V132H143ZM175 134L176 132H172V134ZM187 133H188V131H187ZM209 133H207V134H209ZM214 133V132H213ZM31 134V133H30ZM59 134V133H58ZM76 134V133H75ZM88 134H85V135H87L86 137H90V136H88ZM101 134H98V137L101 135ZM116 134V133H115ZM138 134H140V133H138ZM142 134V133H141ZM140 134V135H141ZM192 134H193V132H192ZM224 134V133H223ZM230 134V133H229ZM236 133H234V134H230V135H232V136H234ZM21 135H23V134H21ZM41 135V134H40ZM74 135V134H73ZM186 135V134H185ZM189 135V134H188ZM221 135V134H220ZM230 135H228L227 136V138H229L230 139ZM6 136V135H5ZM7 136H8V138H9V140L10 141H12L14 138H13V136L14 135H11V133L9 134H7ZM45 136V135H44ZM50 136V135H49ZM71 136H72V134H71ZM77 136H80V135H77ZM176 136V135H175ZM195 136V135H194ZM224 136H225V134H224ZM231 136V137H232ZM107 137V136H106ZM130 137V136H129ZM137 137H139V136H137ZM136 137V138H137ZM142 137V136H141ZM174 137V136H173ZM181 137H182V135H181ZM184 137V136H183ZM197 137V136H196ZM226 137V136H225ZM16 138V137H15ZM26 138V137H25ZM109 138L110 137H108V139L107 140H109ZM236 138L238 139V140H236ZM75 139H77L76 138V135H75ZM78 139H82V142L85 144L86 143V140H83V138H78ZM87 139V138H86ZM92 139V138H91ZM99 139V138H98ZM106 139V138H105ZM115 140H116V138H114ZM113 139V140H114ZM182 139V138H181ZM214 139V138H213ZM34 140V139H33ZM39 140V139H38ZM37 140V141H38ZM62 140V139H61ZM101 140H102V138H101ZM112 140V139H111ZM184 140V139H183ZM188 140V139H187ZM191 140V139H190ZM200 140V139H199ZM245 140H248V141H245ZM261 140V139H260ZM8 141V140H7ZM117 141V140H116ZM162 141V140H161ZM164 141V140H163ZM18 142H19V140L17 139V140H15V144L16 145H18ZM21 142H23V140L21 141ZM21 142L19 143V146L21 145ZM26 142V141H25ZM79 142V141H78ZM78 142H76V143H78ZM129 142H131L130 144H132L133 146V150H132V153L135 155L136 154V157H138V156H140V154H142V153H140V147L138 148L137 146H136V141H135V139H133L132 138V135H131V137L129 138ZM167 142V141H166ZM214 142H217V141H214ZM244 142V143H243ZM246 142V143H245ZM258 142H260L259 140H258ZM37 143H39L40 144V142L38 141ZM36 143V144H37ZM56 143V142H55ZM59 143V142H58ZM162 143V142H161ZM168 143H171L170 141H168ZM218 143V142H217ZM23 144V143H22ZM52 144V143H51ZM82 144V143H81ZM87 144V143H86ZM164 144V143H163ZM177 144V143H176ZM224 144V143H223ZM231 144V143H230ZM13 145H14V143H13ZM16 145H14L15 147H18V146H16ZM29 145V144H28ZM30 145H32V144H30ZM158 145V146H157ZM179 145V144H178ZM2 145H0V147H1ZM22 147H23V145H21ZM24 146H25V144H24ZM37 146V145H36ZM46 146H48V145H46ZM50 146V145H49ZM59 146V145H58ZM88 146V145H87ZM96 146V145H95ZM99 146V145H98ZM118 146V145H117ZM226 146V145H225ZM260 147H263V148H260V147H258L259 149L257 150V149H255L254 148V150L253 151H249V153L248 152H246L247 153V161H245L246 163H244V162H242V168H245V171L247 172V170H248V173H246L245 172V174H244V177H242V178H240L239 177V173H242L243 174V171L241 170V171H238V168H239V166L238 167H236L235 168V170H234V172H233V176L235 177L236 176V178H233L232 180H231V178H230V176H231V174H226L225 176L226 177H224V176H221L222 175V173H221V167H219L218 166V164H217V161H216V158H218L219 157V159H220V163H222V164H224V165H226V163H227V161L229 160V159H227L228 157H226V156H224V154H225V152H222V151H220V153L218 154L217 153V155H215V156H218V157H216L215 159L213 158L214 156V149L216 148V147H219V145H212V144H207L206 146H203V148L200 150V153H202V151L203 150H205V151H210V153L208 154V156L207 157H205V159H203V160H201V158H200V156L198 155V156H196V157H199V159H197L196 157H195V159H191V162H186L187 164H189V163H191V164H189V166L191 165V166H195L197 163H199V160L200 161H205L206 163H205V166L206 165H209V167H210V171L211 172H213L212 174V178L211 179H209V181L211 180V181H214V185H215V187H213V188H211V191L213 192V193H216V194H222L224 191H222V188H221V184H220V182H219V180H221V181H223V183H224V185L229 189H227L229 192V195L231 196L230 198H226V202L224 201V198L223 197H219V198H222L223 200L221 201V205H220V203H219V205L216 203V206L218 207V208H215V209H220V206L221 207H225V208H227L229 205H228V203L231 201V199L233 200V201H237L238 200V202H239V200L241 201L243 198H245V195H246V193H247V190L250 192V190L251 189H253V187L257 184V181H259V180H254V179H252L253 177H251L250 175H252V173L250 174V170L254 167V165H252V163L254 164L255 162H257L256 160H254L255 158H258L259 160H261L260 159V156L262 155V154H264V145H262V144H260L259 145ZM39 147V146H38ZM42 147V146H41ZM60 147V146H59ZM61 147H63L62 145H61ZM80 147H81V145H80ZM147 147H148V144H147ZM161 147V146H160ZM191 147V146H190ZM48 148V147H47ZM47 148H46V150H47ZM163 149H164V147H162ZM166 149H164V150H166V151H168L169 149H172V151L173 152H176L177 150H178V148H179V146H178V148L177 147H175L174 146V143H172V144H170V146H168V147H165ZM199 148V147H198ZM37 149V148H36ZM40 149V148H39ZM86 149V148H85ZM168 149V150H167ZM180 149V148H179ZM181 149H182V147H181ZM184 149V148H183ZM190 149V148H189ZM11 150V149H10ZM10 150H8V149H6V150H3V152H2V155H5L6 154V156H13V150H15V149H13L12 150V152L10 151ZM41 150V149H40ZM40 150H39V152H40ZM52 150V149H51ZM96 150V149H95ZM100 150V149H99ZM143 150V149H142ZM236 150V149H235ZM260 150V151H259ZM85 151H87V150H85ZM84 151V152H85ZM89 151V150H88ZM137 151V152H136ZM146 151V150H145ZM181 151V150H180ZM182 151H184V150H182ZM191 151V150H190ZM238 151V150H237ZM47 152V151H46ZM46 152H44V154L46 153ZM49 152H50V150H49ZM52 153H53V151H51ZM50 152V153H51ZM95 152V151H94ZM114 152V151H113ZM159 152L160 151H158V153H157V151H156V153L157 154H159ZM187 152V151H186ZM261 152V153H260ZM21 153V152H20ZM38 153V152H37ZM96 153V152H95ZM94 153V154H95ZM146 153V152H145ZM155 152H153V154H156ZM182 153V152H181ZM184 153V155L186 154L185 153V151L183 152ZM40 154V153H39ZM42 154V153H41ZM54 154V153H53ZM52 154V155H53ZM90 155H92L93 154V151H92V154L91 153H89ZM116 154V153H115ZM157 154L156 155H154L153 156V158L154 157H156V159L154 158V160H156L157 162H160V159H158L159 157V155L157 156ZM236 155H238L237 153H235ZM14 155H16V154H14ZM48 155H51V154H48ZM51 155V156H52ZM58 155V154H57ZM65 155V154H64ZM87 155H88V153H87ZM161 155V154H160ZM180 155V154H179ZM184 155H183V157H184ZM195 155H197V154H195ZM230 155V154H229ZM10 156V157H11ZM41 156V155H40ZM46 156V155H45ZM44 156V157H45ZM51 156H49V157H51ZM54 156V155H53ZM60 156V155H59ZM81 156V155H80ZM86 156V155H85ZM175 156V155H174ZM173 156V158H175V160L176 161H178V154H176V156L174 157ZM181 156V155H180ZM187 156V155H186ZM206 156V155H205ZM263 156V155H262ZM14 157V156H13ZM18 157V156H17ZM39 157V156H38ZM42 157H43V154H42ZM79 157V156H78ZM91 157V156H90ZM92 157H93V155H92ZM143 157V156H142ZM158 157V158H157ZM161 157V156H160ZM191 157V156H190ZM232 157H235V158H237V156H235V155H232V156H230V159H232ZM46 158H48L47 156H46ZM69 158V157H68ZM81 158V157H80ZM89 158V157H88ZM93 158H95V156L93 157ZM116 158V157H115ZM145 158V157H144ZM203 158V157H202ZM240 158V157H239ZM11 159V158H10ZM49 159H51V158H49ZM63 159V158H62ZM74 159V158H73ZM77 160H75L73 163L72 162H68L67 164L72 168V171H74V170H76L77 171V175L79 176L80 174H83L82 172L84 171V166H83V164H81L82 163V160L80 159V160H78V158H76ZM83 159V158H82ZM135 159V158H134ZM171 159V158H170ZM185 159V158H184ZM234 159V158H233ZM13 160L15 161V163H16V160L13 158ZM52 160H53V158H52ZM68 160H70V159H68ZM100 160V159H99ZM112 159L110 158V160H109V162L111 161ZM162 160V159H161ZM239 160V159H238ZM244 160H245V158H244ZM253 160H254V162H253ZM263 160V159H262ZM11 161V160H10ZM45 161V160H44ZM46 161H47V159H46ZM54 161H55V159H54ZM80 161H81V163H80ZM84 161V160H83ZM167 161V160H166ZM186 161V160H185ZM234 161V160H233ZM240 161H241V159H240ZM102 162V161H101ZM146 162V161H145ZM148 162V161H147ZM147 162H146V164H147ZM150 162H151V160H150ZM153 162V161H152ZM163 162V161H162ZM168 162V161H167ZM226 162V163H225ZM252 162V163H251ZM264 162V161H263ZM4 163V162H3ZM0 164V197H2V198H0V200L1 199H4V202L2 203V204H0V218L2 217L3 218V220L4 221H2L1 223H0V227H1V229H0V232H1V235H0V238L2 237V236H4L5 235V233L6 232H8V235L9 236H6L7 238L6 239H8L7 240V242L5 243V245H7L6 246V248L8 247V246H10L11 244H13L14 243V238H13V236L12 235H14L15 234V238H20V239H25L24 238V236H22L23 234H21L20 232H16V229H17V226L19 225H21V226H23V224H24V222H25V220L24 219H21L20 218V214L18 215V213H22L23 211V213H30L31 214V212H32V214H35L34 213V211H36V206H34V204L32 205V204H30L31 206H29V205H26L25 204V202H26V198H27V194H28V192H25L24 190L23 191H20V192H18V193H16V194H14V192L13 191H11V192H13V195H12V193H10L9 192V190H8V192H9V194L7 193V191H5V189L2 187V182H1V180H4V181H7V180H9L11 177V175L14 173H12V170L13 169H15L16 168V164L15 165H13V166H15V168H13V166L12 165H10L9 164V166H7V164ZM46 163V162H45ZM56 163V162H55ZM58 163V162H57ZM93 163V162H92ZM165 163V162H164ZM219 163V164H220ZM240 163V162H239ZM258 164H259V161L257 162ZM19 164V163H18ZM52 164V163H51ZM54 164V163H53ZM52 164V165H53ZM142 164H144V163H142ZM156 164V163H155ZM159 164V163H158ZM249 164H251V165H249ZM90 165V164H89ZM114 165V164H113ZM145 165V164H144ZM148 165H150V164H148ZM152 165H154V163H152ZM257 165V164H256ZM18 167H19V165H17ZM46 166V165H45ZM69 166H67V168L69 167ZM140 166V165H139ZM161 166V165H160ZM163 166V170H166L167 169V166H168V163H165V164H163L162 165ZM187 166V165H186ZM198 166V165H197ZM51 167V166H50ZM55 167V166H54ZM58 167H60V166H58ZM96 167V166H95ZM138 167V166H137ZM207 167V166H206ZM43 168V167H42ZM71 168H69V169H71ZM104 168V167H103ZM143 168V166L142 167H140V168H138L139 170H136L135 169V172H134V176H136V177H138L139 175L138 174H144V168ZM148 169H147V171L149 172V171H152V174H150V178H149V181H151L150 179H158V183H159V185H163L164 184V179H162L161 177H159V175L157 176V174H156V172H153V167H147ZM154 168H155V166H154ZM186 168H188V167H186ZM203 168V167H202ZM44 169V168H43ZM49 169V168H48ZM51 169V168H50ZM85 169H87V166H86V168ZM94 169V168H93ZM97 169V168H96ZM113 169H114V167H113ZM182 169V168H181ZM206 170L208 169V168H205ZM257 169H259V168H257ZM16 170V169H15ZM52 171H53V169H51ZM67 170V169H66ZM106 170V169H105ZM104 170V171H105ZM186 170V169H185ZM195 170V169H194ZM244 170V169H243ZM75 171V172H76ZM94 171V170H93ZM100 171V170H99ZM256 171V170H255ZM259 171V170H258ZM19 172V171H18ZM74 172V173H75ZM97 172V171H96ZM96 172H89V173H91V174H89L88 176L89 177H91V179L93 178V176H94V178L93 179H96L95 178V176L97 175V173ZM107 172V171H106ZM74 173H73V175H74ZM102 173H104V172H102ZM117 173V172H116ZM231 173V172H230ZM72 174V173H71ZM70 174V175H71ZM96 174V175H95ZM107 175L106 176H104L103 177V175L102 174H100V176L99 175H97V177L99 178V177H103L102 178V181H105L106 180V177L108 176V173H106ZM149 174V173H148ZM16 175V174H15ZM69 176V175H68ZM81 176V175H80ZM113 176H115V175H113ZM241 176H243V175H241ZM10 177V178H9ZM66 177H67V175H66ZM65 177V178H66ZM71 177V176H70ZM73 177V176H72ZM145 177V176H144ZM222 177V178H221ZM249 177H251L250 179H249ZM75 178V177H74ZM221 178V179H220ZM12 179V178H11ZM10 179V180H11ZM114 179V178H113ZM132 179V178H131ZM252 179V180H251ZM98 180V179H97ZM235 180V181H234ZM78 181V180H77ZM92 181V180H91ZM114 181V180H113ZM251 181H254V182H256V184H254V182L252 183L253 185H251ZM262 181V180H261ZM264 181V180H263ZM19 182H20V180H19ZM90 182V181H89ZM93 182H96V181H93ZM16 183H17V181H16ZM91 183V182H90ZM216 183V184H215ZM264 183V182H263ZM12 184V183H11ZM77 184V183H76ZM118 184V187H120V188H122L121 190H120V192H118L117 194H115V196H117V198L116 199H118V201L120 202L119 204L120 205H123L122 207H124V208H126L127 209V207L130 205V203H129V205L128 206H126V201H128L129 200V198H128V200H125V199H123L121 196H123V192L122 191H124L125 190V188H127L126 186H127V180L125 179V180H122V182L120 183H117ZM126 184V185H125ZM145 184V183H144ZM151 184V183H150ZM149 184V185H150ZM243 184H245V186L247 187H243V189H242V186H243ZM17 185H19L18 183H17ZM104 185V184H103ZM116 185V184H115ZM148 185V184H147ZM15 186V185H14ZM113 186H114V184H113ZM154 186H156V183H155V185H153L152 186V188H154ZM17 187V186H16ZM19 187V186H18ZM17 187V188H18ZM96 188H97V186H95ZM150 187V186H149ZM148 187V188H149ZM167 187V186H166ZM56 188V187H55ZM92 188H94V187H92ZM96 188H94V190L96 189ZM143 188H144V185H143ZM256 188H257V186H256ZM7 189V188H6ZM12 189H13V187H12ZM142 189V188H141ZM224 189V188H223ZM245 189V190H244ZM258 189V188H257ZM113 190V189H112ZM133 190V189H132ZM255 189H253V191H254ZM258 191H260L259 189L255 192V193H257ZM115 192V191H114ZM126 192V191H125ZM136 192V191H135ZM141 192V191H140ZM27 193V194H26ZM52 193V192H51ZM96 193V192H95ZM112 193V192H111ZM116 193V192H115ZM139 193V192H138ZM142 193V192H141ZM144 194L146 193V195L147 196H149L150 197V195H152L151 197L152 198H154L153 196L155 195L153 192H150L149 193V191L148 192H143ZM142 193V194H143ZM253 193V192H252ZM11 194V195H10ZM143 194V195H144ZM264 194V193H263ZM27 195V196H26ZM105 195V194H104ZM136 195V194H135ZM225 195H226V193H225ZM30 196V195H29ZM133 196V195H132ZM132 196H131V198H132ZM156 196V195H155ZM254 196V195H253ZM26 197V198H25ZM114 197V196H113ZM112 197V198H113ZM140 197V196H139ZM158 197V196H157ZM218 197V196H217ZM25 198V200H21V199H24ZM109 198V197H108ZM115 198V197H114ZM127 198V197H126ZM151 198V199H152ZM156 198V197H155ZM196 198V197H195ZM256 198V197H255ZM258 198V197H257ZM264 198V197H263ZM149 199V198H148ZM214 199V198H213ZM218 199V198H217ZM216 199V200H217ZM246 199V198H245ZM249 199V198H248ZM248 199H246L245 200V206H250L251 205V202H249L250 200H248ZM139 200V199H138ZM253 200V199H252ZM255 200V199H254ZM13 201H14V203H17L18 205H20V208H19V206H17L19 209H18V211L19 212H13V213H10V211H9V209H4L3 208V206L5 205V207H6V205L7 206H9V204L10 203H12L13 204ZM16 201V202H15ZM83 201V200H82ZM131 201V199L128 201V202H130ZM142 201V200H141ZM258 201V200H257ZM259 201H261V200H259ZM263 201H264V199H263ZM111 202V201H110ZM140 202V201H139ZM149 202V201H148ZM153 202H155V201H153ZM157 202V201H156ZM166 202V201H165ZM205 202H207L206 200H205ZM211 202V201H210ZM133 203V202H132ZM131 203V204H132ZM161 203V202H160ZM223 203L226 205H223ZM243 203V202H242ZM100 204H102V203H100ZM204 204V203H203ZM213 204V203H212ZM134 205V204H133ZM146 205V204H145ZM148 205H150L149 203H148ZM167 205H169L168 203H167ZM10 206H11V204H10ZM22 206V207H21ZM78 206V205H77ZM131 206V205H130ZM142 206H144V205H142ZM153 207H155L154 205H152ZM161 207H156L157 208V210H159V209H168L167 207H166V205H164V203H162L161 205H160ZM163 206H165V207H163ZM204 206H206V205H204ZM215 206V207H216ZM238 206V205H237ZM25 207H26V209H25ZM148 207V206H147ZM209 207H212L211 206V203H208L207 204V207L206 208H208L209 209ZM255 207V206H254ZM264 207V206H263ZM36 208V209H35ZM48 208V206L46 207V209ZM155 208V209H156ZM203 208V207H202ZM22 211H21V210ZM24 209V210H23ZM45 209V208H44ZM45 209V210H46ZM146 209V208H145ZM205 209V208H204ZM256 209V208H255ZM7 210V211H6ZM25 210H27L26 212H25ZM51 210V209H50ZM68 210H70L69 208H68ZM124 211H125V209H123ZM150 210V209H149ZM148 210V211H149ZM162 210V212H160V213H162V215H166V217L168 216L167 214L169 213V212H166V211H163ZM38 211V210H37ZM40 211V210H39ZM112 211V210H111ZM127 211V210H126ZM143 211V208L142 209H135V215H136V218L137 217H139V218H141V220H142V223H141V229H142V234L139 236L140 237V241H143V240H146L147 242L149 241V240H147V238H146V236H144L145 235V230H147V229H145V228H147V225H148V227H150L151 226V223L153 222V220L151 221V219H154V218H151L150 216H152L150 213V211H149V213L148 214H144V212H142ZM147 211V212H148ZM209 211H212V210H209ZM216 211H218V210H215V212H214V221H215V223H216V221H219V223L220 222H227V220L229 221V219H228V217H224L223 219H222V215L220 216V217H217L216 216ZM220 211V210H219ZM224 211V210H223ZM222 211V212H223ZM264 211V210H263ZM47 212H48V210H47ZM46 212V213H47ZM70 212V211H69ZM184 212V211H183ZM203 211H201V213H202ZM225 212V211H224ZM40 213V212H39ZM45 213V212H44ZM76 213V212H75ZM112 213V212H111ZM195 213V212H194ZM204 213V212H203ZM202 213V214H203ZM38 214V213H37ZM45 215V214H44ZM70 215V213L69 214H66V216L63 218V221H61V224L60 225H58V228H57V231H58V234H59V236L61 237L64 233H63V230H64V221H66V218H67V216H69ZM134 215V214H133ZM134 215V216H135ZM160 215V214H159ZM180 216L178 217V218H180L181 217V219H180V222H181V225H180V230L182 231L184 228H186L187 226V224H185L184 223V219H185V217H182L183 216V214L181 213V214H179ZM199 215H201V214H199ZM263 215H264V213H263ZM33 217H31V218H29L30 219V221H28V224L31 222V224L30 225H33V223H34V221H32V220H34V217L35 216H38V215H32ZM176 216V215H175ZM196 216V215H195ZM28 217V216H27ZM39 217V216H38ZM46 217V218H45ZM44 218H45V221L47 220V218H48V216L47 215H45L44 216ZM49 218H50V216H49ZM149 218H151V219H149ZM14 219V220H13ZM138 219V218H137ZM146 219H148V220H150V224H147L146 225V223H145V221H146ZM157 218L155 217V220H156ZM190 219H192V216L190 217ZM204 219V218H203ZM11 220H13L14 221V223L16 222V224L17 225H13L14 227L12 228V229H9V224H10V222H11ZM136 220V219H135ZM148 220L146 221V222H148ZM172 220V219H171ZM36 221H38V220H36ZM35 221V222H36ZM48 221H51V220H48ZM48 221H46V222H48ZM160 221V222H159ZM162 221V222H161ZM178 221H179V219H178ZM92 222V221H91ZM135 222H137V221H135ZM57 223V222H56ZM154 223H157V224H161V226H159V227H161L160 229H162L163 228V230H161V231H165L166 229L168 230H166V232L168 233V232H170L171 234H172V232L174 231V230H178V229H176L177 228V226L175 227L173 224H171L172 223V221H171V223L168 221V224H167V220H165V217L163 218V220H156V221H154ZM174 223V222H173ZM183 223V224H182ZM214 223V224H215ZM48 224V223H47ZM165 225L164 227L162 226V225ZM212 225L211 227H213L212 229H215L216 230V228H218L219 227V225H217L216 226V224L215 225ZM49 225H51V223L49 224ZM150 225V226H149ZM26 226V225H25ZM29 226V225H28ZM83 226V225H82ZM190 227V226H189ZM189 227H187V228H189ZM68 228V227H67ZM165 228V229H164ZM191 228V227H190ZM200 228V227H199ZM3 229V230H2ZM25 229H26V227H25ZM66 229V228H65ZM2 230V231H1ZM5 230V231H4ZM102 230V229H101ZM65 231V230H64ZM187 231V230H186ZM201 231H203L204 232V229H202ZM157 232V231H156ZM165 232V233H166ZM185 232V231H184ZM188 232V231H187ZM3 233H4V235H3ZM162 233H164V232H162ZM183 233V232H182ZM181 233V237L182 238H185V236H187L188 237V235L186 234L185 236L183 235V234H185V233H183L182 234ZM7 234V233H6ZM169 234V233H168ZM177 234V233H176ZM179 234V233H178ZM174 235V234H173ZM180 236V235H179ZM198 237V236H197ZM193 239V238H192ZM29 240H31V238L29 239ZM32 241V240H31ZM173 242H175V245L176 246H180L179 248V250H180V254L179 255H182L183 256V254H184V251L182 250V247H184L185 246V244L188 242H184V240L182 241V242H180V243H178V238H176V236H173V240H172ZM29 242V241H28ZM71 242V241H70ZM146 242V243H147ZM1 244V243H0ZM3 244V243H2ZM29 245V247H30V249L32 248V252L33 253H35L36 254V256L38 257V255L40 256V257H42V255L40 254V253H36V252H34L35 251V246H32V245H30V242L28 243ZM72 245H73V243H71ZM74 244H76V243H74ZM147 244H149V243H147ZM146 244V245H147ZM151 244V243H150ZM182 245H184V246H182ZM88 246H89V244H88ZM93 246H95V242H94V245ZM187 246V245H186ZM3 247V246H2ZM4 248V247H3ZM1 249V248H0ZM148 249V248H147ZM150 249V248H149ZM188 249V248H187ZM143 250V249H142ZM182 250V251H181ZM186 250V249H185ZM7 251V250H6ZM10 251V252H9ZM13 250H8V255L10 254V256L11 255H13V254H11V253H13L12 252ZM149 251V250H148ZM19 252L20 253H22V254H27V253H25V251L23 250V249H20L19 250ZM141 253H143V252H141ZM92 254H94V253H92V252H90V255H91V257H89L90 259L91 258H94V256L92 255ZM242 254V253H241ZM95 255V254H94ZM150 255V254H149ZM1 256V255H0ZM44 256V255H43ZM155 256H156V254H155ZM163 256V255H162ZM187 256V257H186ZM185 257L187 258V260H189L190 259V254H189V252L187 251V254H185ZM184 257V258H185ZM222 257V256H221ZM6 258V257H5ZM44 259H45V257H43ZM43 258H42V263L43 264H46V262H45V260H43ZM150 258V257H149ZM152 258V257H151ZM250 258H252V256H250ZM28 259H30L29 257L25 260V261H22V264H26L25 262L28 260ZM95 259H96V256H95ZM3 259L1 258L0 259V264L1 263H4V261H2ZM35 260V259H34ZM149 260V259H148ZM166 260H168V259H166ZM13 262V261H12ZM167 262V261H166ZM209 262V261H208ZM208 262H207V264H208ZM41 262H38L37 261V264H42ZM165 264H167V263H165ZM169 264V263H168ZM211 264H212V262H211Z\"/></svg>",
  "mask_w": 264,
  "mask_h": 264
}]
</instances>
